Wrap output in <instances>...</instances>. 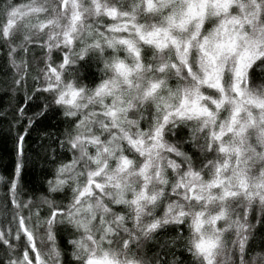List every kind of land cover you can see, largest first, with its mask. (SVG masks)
<instances>
[{"label": "clouds", "instance_id": "clouds-1", "mask_svg": "<svg viewBox=\"0 0 264 264\" xmlns=\"http://www.w3.org/2000/svg\"><path fill=\"white\" fill-rule=\"evenodd\" d=\"M75 3L82 13L75 30L70 0L68 14L42 31L41 18L30 9L53 0L0 2V31L13 20L14 36L44 42L32 61L33 75L40 87L53 86L44 100L47 111L59 112L61 140L71 155L67 162L49 152L51 141L43 146L46 171L40 183L46 191L40 195L56 200L67 195L63 202L69 204L77 183L83 186L88 173L97 171L107 194L103 203L98 197L82 201L53 264H86L89 258L101 264H162L149 245L172 226L179 231L160 247L178 248L189 259L170 254L166 264H264V235L249 243L252 215L264 217V107L249 102L264 100V73L248 76L244 97L232 90L242 52L254 51L253 64L264 68V0H228L227 8L221 0ZM111 9L116 17L108 15ZM65 33L72 35L71 44ZM63 51L70 55L61 68ZM49 63L59 79L47 73ZM217 79L219 86L212 87ZM234 97L242 102L237 128L246 126L243 144L228 134L220 143L229 151L221 152L213 133L232 119ZM73 157V168L61 172ZM58 179L66 183L49 191V182L56 186ZM193 187L195 197L187 191Z\"/></svg>", "mask_w": 264, "mask_h": 264}, {"label": "snow or ice", "instance_id": "snow-or-ice-1", "mask_svg": "<svg viewBox=\"0 0 264 264\" xmlns=\"http://www.w3.org/2000/svg\"><path fill=\"white\" fill-rule=\"evenodd\" d=\"M73 12L71 18L73 21V30H75L76 22L82 17V13L79 10V5L75 3V0H71ZM70 0H53V4H43L31 8V13L37 14L42 22L40 23L41 30H46L47 27L56 21L61 16L68 14ZM223 7L227 8L228 0H221ZM98 11V10H97ZM118 14L116 9L108 10V15L116 17ZM23 15V14H21ZM127 16V13L123 14ZM233 23H240L239 20L234 19ZM15 22L8 20L0 31V48L6 49V59L4 60L3 67L10 75L6 78V82L3 85L6 91L11 92L9 100L11 104V118L9 121V113L7 110L0 109V124L5 121H9V131L15 129V135L12 137L13 151L17 155V161L12 173L7 177H0V187L6 189L3 196H0V264H53V261H59L63 248L57 243V235L70 232V225L76 222L77 217L81 213L82 201L93 197H98L101 203H103L105 196V185L99 182L96 177L99 176V171L88 173L87 183L81 186L77 183L76 187L72 189L73 197L72 202L65 204L63 200L67 199L65 195L61 200L51 199L47 195L36 196L32 194L33 198L23 199L24 195L22 182H23V170H24V153L26 151L25 144L27 138L31 135V131L35 125L34 117L42 116L47 112L48 106L45 103L38 111L32 113L31 116L27 115L28 109L21 107L18 102H15L16 95L20 92L24 94V101L27 103L34 96L42 95L49 91L51 84L47 87L39 86V78L33 75L32 61L36 59L35 53L44 51V42L40 38H32L31 35L27 37L14 36L12 28ZM125 24V28H127ZM135 27V25H132ZM111 30V29H110ZM65 38L68 44L72 43V35L65 33ZM233 47L230 51H234ZM57 59L61 58V53H54ZM69 53L63 51V63L60 67L63 68L69 63ZM256 58V53L245 50L242 52L236 61L234 69V82L232 90L235 97H244L246 90L242 87L247 82L249 75L255 77V73L260 71L264 73V68H260L253 64ZM260 64H264V61H260ZM251 69V71H249ZM187 71L191 73L192 69L189 66ZM47 73H52L57 76V68L53 64L47 65ZM29 79L33 81L35 85L30 88ZM212 87L219 86V80L217 79ZM235 97L232 99V103L235 105L232 119L230 121H224L220 123V130L213 133V139L219 145L221 152L229 151L220 141L228 134L241 138V144H243V138L245 134V125H240L237 116L242 108V102H238ZM63 99L61 96L57 100V103ZM249 102H255L258 107H264V100H258L250 97ZM211 115V113H209ZM167 120V117L165 118ZM60 148L63 150L65 147L64 141L60 140ZM75 147V145H73ZM212 145H209V150L212 149ZM237 154L240 153V148L234 149ZM179 155V154H178ZM241 161L237 159V165ZM75 164V157H73V164L65 165L61 168V172L65 168L71 170ZM66 183L64 180H57L56 186H52L49 182V191H57V188ZM192 197H195V188L187 190ZM94 218H95V214ZM100 222L103 224L104 217H99ZM174 223L181 224L182 221L174 220ZM246 230V229H244ZM107 231H112L110 228ZM247 237L240 239L239 243L241 249H243L244 241ZM68 244L75 245L76 242L69 240ZM78 247V245H76ZM198 248L201 246L198 245ZM203 250V249H202ZM72 256L75 257V251L72 252ZM68 259L67 256L64 257ZM71 264V261H69ZM86 264H101L93 258H89Z\"/></svg>", "mask_w": 264, "mask_h": 264}, {"label": "trees", "instance_id": "trees-1", "mask_svg": "<svg viewBox=\"0 0 264 264\" xmlns=\"http://www.w3.org/2000/svg\"><path fill=\"white\" fill-rule=\"evenodd\" d=\"M2 2V0H0ZM41 53L37 51L35 55H40ZM6 59V49L0 48V109L7 110L9 113V121L11 118V104L12 101L9 100L11 92L5 90L3 85L6 82V78L10 73L4 69L3 63ZM255 77L259 73L254 74ZM89 77L94 79V74L89 73ZM30 88L33 86H38L29 79ZM42 95L34 96L27 103L24 101V94L20 92L16 95L15 102H18L21 107H26L28 109L27 115L31 116L33 112L38 111L45 104L44 96ZM58 111H47L42 116L34 117L35 125L31 131V135L27 138V143L25 144V153H24V170H23V182L22 188L24 195L21 197L23 199L33 198L32 194L35 193L36 196H41L40 193L46 191L43 187V184L40 183V177L44 175L46 168L44 167V159L41 157L42 148L44 145H48L49 141L51 144L49 146V152L53 155L62 154L66 158L67 162H70L71 155L66 152L64 149L60 148V132L62 131L63 121L58 119ZM9 121H5L3 124H0V177H7L10 173L13 172L15 163L17 161V155L13 151L12 137L15 135V129L11 132L9 131ZM47 133L48 135H43ZM190 150V149H189ZM6 189L0 187V196H3ZM59 199V196H58ZM67 202L65 201V204ZM251 223L255 225L253 230L254 240L249 243L252 244L258 242L261 235H264V217L251 218ZM182 228V226H180ZM179 231L176 226H172L165 232L160 234L161 239L156 243L149 245L150 253H158L157 258L161 259L162 264H166L169 255L174 254L181 258L182 261H187L189 257L178 248H168L160 247V244L163 242L164 238H167L169 235H174ZM57 243L61 248H64L67 241L63 233L57 235Z\"/></svg>", "mask_w": 264, "mask_h": 264}, {"label": "rangeland", "instance_id": "rangeland-1", "mask_svg": "<svg viewBox=\"0 0 264 264\" xmlns=\"http://www.w3.org/2000/svg\"><path fill=\"white\" fill-rule=\"evenodd\" d=\"M252 217H256V214L254 213V214L252 215ZM252 217H251V218H252Z\"/></svg>", "mask_w": 264, "mask_h": 264}]
</instances>
